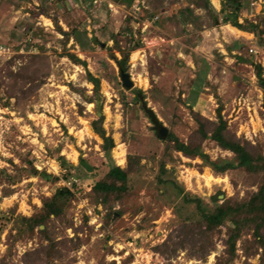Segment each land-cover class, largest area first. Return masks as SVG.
Wrapping results in <instances>:
<instances>
[{
  "label": "rangeland",
  "instance_id": "rangeland-1",
  "mask_svg": "<svg viewBox=\"0 0 264 264\" xmlns=\"http://www.w3.org/2000/svg\"><path fill=\"white\" fill-rule=\"evenodd\" d=\"M146 1L122 0L110 10L109 0H0V44L11 48L9 56L0 57V215L7 217L0 233V264H34L33 259L35 264H264V245L254 227L244 230L234 255L227 241L231 223L214 232L205 259L191 256L195 241L190 235L186 245H177L184 235L182 226L189 223L191 229L192 223L196 230L202 219L193 198L210 211L226 198H242L257 186L243 168L218 175L200 158L187 157L174 150L173 143L162 141L132 90L142 89L146 107L180 141L200 143L212 160H232L234 154L212 139L200 141L193 113L215 122L220 109L236 138L263 146V89L254 65L264 68V45L258 46L252 33L224 24L221 15L218 25L209 22L208 15L200 29L184 25L178 12L188 5L186 0H164L153 14L158 24L134 36L130 18L140 17L141 9L148 7ZM220 2L210 0V9L218 13ZM195 11L203 14L201 9ZM151 13L148 8L145 17ZM246 18L257 22L261 33L264 0H244L239 22ZM72 30L78 31L82 47L63 37L62 31ZM261 35L264 38V32ZM93 36L100 44L86 41ZM139 39V48L132 50ZM235 40L244 43L242 52L227 51L226 45ZM119 50L129 54L130 89L111 58L121 59ZM65 53L85 61L86 68ZM87 70L100 79L101 107L95 100L89 102L97 97ZM101 116L106 135L114 141L107 152L91 127ZM62 156L73 165V175L79 171L86 175L72 179L75 197L66 222L53 217L50 221L48 236L55 248L49 258L51 241L38 228L30 235L25 220L40 212L42 197H50L67 182L45 181L31 176L30 169L33 165L61 178L66 173ZM129 156L139 158V166H133L137 169L129 173L128 192L113 204L107 219L92 187L112 167L126 168ZM80 159L92 171L80 166ZM118 210L122 213L114 214Z\"/></svg>",
  "mask_w": 264,
  "mask_h": 264
},
{
  "label": "trees",
  "instance_id": "trees-1",
  "mask_svg": "<svg viewBox=\"0 0 264 264\" xmlns=\"http://www.w3.org/2000/svg\"><path fill=\"white\" fill-rule=\"evenodd\" d=\"M55 3L60 0H54ZM115 3H119L122 0H113ZM128 3L132 2V0H124ZM178 1V0H177ZM188 5L184 7L181 11L178 12V16L181 18V22L186 25L190 24L191 27L196 30L200 29L202 26V22L205 19L206 15H208L209 22H212L213 25L219 24V15H221L222 22L224 24H229L232 27L242 31L252 33L253 36L257 37V45H264V38H262L261 33L264 32V29H261V33L258 30V23L252 22L250 19H244L243 23H240L239 20L241 18V13L244 10V0H221V9L218 13L216 11H212L210 9V0H186ZM147 6L142 8L140 14V20L149 19L152 20L159 9L164 4V0H147ZM148 8L152 10L153 13L146 18L144 12H147ZM196 9H201L203 11L202 15L196 14ZM211 12V13H210ZM158 20V18H157ZM154 21V24H158V22ZM161 27L163 25L159 23ZM140 31V29H138ZM137 30V31H138ZM182 31L185 29L182 27ZM63 37L69 39L70 37L81 47L84 45L81 41V37L76 30H72L69 32L62 31ZM141 34V32H140ZM142 36V35H141ZM86 41L90 44H100L99 40L96 37H85ZM113 40V38H111ZM241 41H245L241 39ZM240 40H235L231 45H226V49L229 52L233 50L237 52H242L244 49V43ZM141 42L140 39L134 43L131 47L132 50H136L139 48ZM122 55L121 59L115 57V55H111V58L115 60L117 63L121 76L127 73V61H128V53L119 50ZM65 55L71 59L76 64H81L86 68L85 61H81L75 54L73 53H65ZM40 59L42 62L44 57L35 56L33 59ZM256 76L259 80V84L263 89V112L262 116L264 117V68L261 65L255 64ZM27 67L23 68V71L26 74ZM21 74H16V77ZM31 78V77H30ZM27 80L31 82L34 80L33 78ZM26 80V81H27ZM87 80L93 84L94 92L96 94V99L89 98V102H93L95 100L96 105L101 107V96L99 93L100 89V79L92 75L89 70H87ZM135 94V99L140 103L141 109L144 111L146 117L153 124L157 123L156 117L152 110L146 107V103L144 101L145 95L142 89H132ZM195 121L198 124L195 133L198 135L200 141L206 140L208 138L212 139L222 150L230 151L234 154L232 160L218 158L216 160H212L207 153H205L201 147V144L193 145V140L190 139L189 143H185L179 140L177 135L168 131V135L165 138H161L162 141H166L168 143H173L174 150L178 152H182L187 157H198L202 160V163L208 167H210L213 172L219 174H224L230 170L235 168H243L247 171V176L249 178H254V184H256V191L247 192L246 196L242 198L229 197L223 200L221 203H218L214 209L208 211L201 209V201L199 198H193L192 201H195L198 211L201 216V221L197 223L196 230H194V225L186 223V225L182 226L183 229V237L179 239L177 245L179 247H183L189 241V235L194 239L195 243L193 246V251L191 256H198L202 259H205V256L209 252V248L212 244L211 238L214 232H218L221 225L227 223H231V226L228 228L227 233V241L229 242V247L231 253L234 255L235 246L238 239L243 236V232L247 227H254V235L259 236L260 245H264V233L260 232V229H264V145L263 146H252L249 142L236 138L235 134L228 129L227 122L220 115V109H218V118L217 121H209L201 117L197 113H193ZM103 116L99 119L92 121L91 127L96 135H98L103 143L102 150L109 151L114 146V141L112 136L106 135L105 129L102 127ZM60 164L66 169V173H64L61 178L57 175H52L48 173L46 170L39 171L31 166L30 175L39 177L45 181L55 180L56 182L59 180H64L65 182H70V186L62 185L58 187L53 195L50 197H42V207L39 213L35 216L26 219L25 223L28 224L27 231L30 235L34 234V229L38 228V232L44 238H48L49 224L52 220V217L61 221H65L66 211L69 209V204L72 202V199L75 197L74 188H76V183L72 179H76L79 177H84L86 173H82L79 171L78 174L71 173L70 168L73 165H69L66 159L62 156L59 157ZM140 159H135V157H128V165L126 168H121L119 166L112 167L104 177L99 179L92 187L93 195L95 196L96 202L101 205L105 210V218L109 219L112 214L113 204L121 201L126 193L128 192V181H129V173L135 171L137 168H133L134 165L139 166ZM81 166V165H80ZM80 170L81 168L78 166L74 167ZM69 169V170H67ZM135 169V170H134ZM160 169L164 172V164H161ZM255 176V177H252ZM11 183L15 182V179L9 178ZM159 183H163L161 178L158 179ZM214 201H217L216 196L212 198ZM122 213L121 210L114 212V214L120 215ZM2 219V220H1ZM7 217L0 215V233L4 228L5 221ZM87 220V217H86ZM84 223H86L84 221ZM40 226H43L41 229ZM69 227H72L71 223H68ZM189 230H191L189 232ZM76 231V228H75ZM51 243L48 246L47 255L48 257H52L51 254L54 252L55 242L49 239ZM52 250V252H51ZM35 264V259L31 260ZM111 264H115L111 263Z\"/></svg>",
  "mask_w": 264,
  "mask_h": 264
},
{
  "label": "built area",
  "instance_id": "built-area-1",
  "mask_svg": "<svg viewBox=\"0 0 264 264\" xmlns=\"http://www.w3.org/2000/svg\"><path fill=\"white\" fill-rule=\"evenodd\" d=\"M93 1V0H92ZM263 0H260V2H262ZM114 3L115 2H112V1H109V3H108V8L110 9V10H113V7H114ZM137 10H140V7H137ZM142 10V9H141ZM157 16L156 17H154L152 20H149V19H142V20H140V18L138 17V18H135V17H131L130 19H131V21L134 23L133 25H132V29L134 30V33H133V35L134 36H136L135 34H136V31L138 30V29H140V31H141V33H144V32H146L147 30H148V28L150 27V26H152V24L154 23V21H156L157 20ZM154 40H158L157 38H155ZM153 40V41H154ZM159 40H163L161 37L159 38ZM145 41H146V38L145 37H143V42L145 43ZM152 41V40H151ZM10 52H11V48H10V46L9 45H3V44H0V57H7V56H9L10 55ZM250 52H253V53H257V51L256 50H254V49H250ZM75 181V180H74ZM76 182V181H75ZM64 185L65 186H70V182H67V183H64ZM95 221V220H94Z\"/></svg>",
  "mask_w": 264,
  "mask_h": 264
},
{
  "label": "water",
  "instance_id": "water-1",
  "mask_svg": "<svg viewBox=\"0 0 264 264\" xmlns=\"http://www.w3.org/2000/svg\"><path fill=\"white\" fill-rule=\"evenodd\" d=\"M122 83L124 86H126L128 89L132 87L131 81H129L128 75L124 74L121 76ZM154 132L158 134L160 138H165L168 135V129L164 127L161 123L157 122L154 124ZM80 165L86 170V171H92V167L84 160L80 159ZM43 227V226H41Z\"/></svg>",
  "mask_w": 264,
  "mask_h": 264
},
{
  "label": "bare ground",
  "instance_id": "bare-ground-1",
  "mask_svg": "<svg viewBox=\"0 0 264 264\" xmlns=\"http://www.w3.org/2000/svg\"><path fill=\"white\" fill-rule=\"evenodd\" d=\"M92 105H93V104L90 103V104H89V107H91ZM118 156L122 158L123 154H119ZM121 161L124 162V159H122Z\"/></svg>",
  "mask_w": 264,
  "mask_h": 264
},
{
  "label": "crops",
  "instance_id": "crops-1",
  "mask_svg": "<svg viewBox=\"0 0 264 264\" xmlns=\"http://www.w3.org/2000/svg\"><path fill=\"white\" fill-rule=\"evenodd\" d=\"M80 2H83L84 0H79ZM109 1H112V2H114L113 0H109ZM236 29V28H235ZM237 31H239V32H241V33H245V32H242V31H240V30H238V29H236ZM139 51V50H138Z\"/></svg>",
  "mask_w": 264,
  "mask_h": 264
}]
</instances>
